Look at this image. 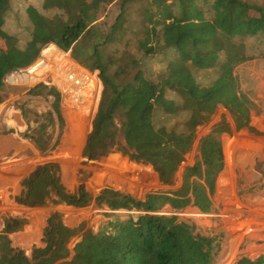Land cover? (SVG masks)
<instances>
[{"label":"trees","instance_id":"1","mask_svg":"<svg viewBox=\"0 0 264 264\" xmlns=\"http://www.w3.org/2000/svg\"><path fill=\"white\" fill-rule=\"evenodd\" d=\"M0 5V106L16 91L5 85L6 76L30 66L49 45L71 51L83 68L99 74L101 98L83 150L87 163L121 154L151 167L163 188H175L199 129L219 110L230 114L237 132L260 135L251 126L257 78L244 80L238 70L264 62V0H0ZM28 96L51 100L41 115L16 106L28 127L24 139L45 154L59 146L65 128L61 96L47 87ZM117 126L125 132V147L109 131ZM229 131L217 125L200 139L196 162L184 170L179 190L152 191L143 200L110 187L96 197L84 187L70 192L57 165L38 167L23 181L30 192L20 203L94 208L106 222L98 231L86 224L68 228L56 212L43 247L29 257L9 239L26 222L6 221L0 264H217L221 238L204 235L178 215L191 208L215 213L216 182L224 168L220 141ZM166 209L173 214L163 215ZM237 264H264V256L241 257Z\"/></svg>","mask_w":264,"mask_h":264},{"label":"rangeland","instance_id":"2","mask_svg":"<svg viewBox=\"0 0 264 264\" xmlns=\"http://www.w3.org/2000/svg\"><path fill=\"white\" fill-rule=\"evenodd\" d=\"M151 1V0H147ZM0 5V11H1ZM159 17L164 18L162 12L158 14ZM47 47H56L55 45H49ZM73 60L79 64V62L73 57ZM82 67V66H81ZM83 68V67H82ZM240 75L244 78V80L248 76L254 77L256 76L257 86L255 89L254 98L256 101V107L252 112V120L251 126L258 132L259 136H253L246 131L237 132L235 123L231 118L230 114L226 110H219L218 113L214 116L213 120L210 124L202 127L199 129L197 143L193 149V152L186 158L179 174H178V183L176 184V188H156L154 181H156L155 173L151 171L147 167L139 166L137 168L132 167L136 164L129 162L128 158L123 157L121 154H114L109 156L108 158L103 159L99 163L95 164H87L86 160L83 159V150L85 146V142L87 140L88 135L90 134V129L92 128V122L94 117L91 120H88L86 117L74 113V115H70L69 112H65L66 116V130L65 136L64 134L61 136L59 147L54 151L47 152L45 154H41L37 150L35 151L33 148V144L26 141L24 139L25 133H19L18 124L8 126L6 121H16L19 120L22 123V119L19 117L17 110H15L16 106H22L25 104V107L29 110H32L38 114H44L45 110L50 109L51 100H43L40 98H31L28 96L30 92L27 93L21 87H16L11 90H16L15 92L11 93L10 99L6 101L2 106H0V124L4 126L3 129L0 130V134L4 135H18L17 140L22 143L24 146V142L27 143V148L22 153V158H20V154H17V158L9 157L10 160L9 165L4 166L3 168L6 169V172L3 171L5 176H9L10 178H14L11 181L10 188H21V182L24 181L31 173L34 172L36 167L43 166L46 164H54L57 165L60 169V180L61 184L70 192L75 191L77 188L84 187L86 188L92 195H99L100 192L106 188H115L123 193H126L132 196L136 200H143L145 195L151 191L155 190H168V191H175L179 190L180 186L182 185V176L186 167L193 166L196 162V150L198 146V142L203 137L210 134L212 129L221 124H226L229 126L230 131L228 134H224L221 136L220 143L223 146V153H224V168L222 173L219 175L217 182H216V192L213 198V204L215 205L216 211L212 215H203L197 209H188L184 213L179 214L178 217L181 221H184L188 224H195L204 235H212L221 238V253L218 258L217 264H223L224 259H222L224 255V247L227 240L226 236V229L228 228V219L231 218L233 215L231 210L225 211V206L228 208L234 205L235 200H239L241 202L244 199H250L256 193H260L264 190V160L258 158L255 163L247 165L248 161L244 164H240L234 167L232 172V181L229 186L231 190L235 191H226L227 196L223 198L221 201V205L216 202V194L217 189L220 188V178L221 175L226 171V163H225V151L226 145L235 141L237 137L241 139H246L245 136L249 137L250 141L245 146H239L242 148V153L235 152V154H249L253 149H255V153L257 150V144L254 141H261L264 140V132L261 130L258 125L260 121L264 118V109L261 108L260 102L264 106V99L262 98V93L264 91V62H252L251 64H246L239 68ZM136 72H134L125 82L120 84V89H123L126 84H128L134 77ZM98 76V86L100 90L99 101L97 104V108L100 102L101 93H102V84ZM44 87V86H39ZM11 88V87H10ZM49 88V87H47ZM98 110V109H97ZM96 110V111H97ZM97 113V112H96ZM64 114V112H63ZM96 115V114H95ZM73 118L76 119L80 125L77 126L73 123ZM72 121V122H71ZM8 128H15L9 129ZM6 130V131H5ZM27 130V129H26ZM113 135H115L117 141L125 147V135L124 131L119 127H114L109 130ZM7 132V133H6ZM13 132V133H11ZM6 133V134H5ZM24 140V141H23ZM30 143V144H29ZM80 150V151H79ZM65 154L69 157L68 159H64ZM20 162H17L20 160ZM8 161V160H6ZM6 161L0 163H6ZM119 166L123 169H120ZM138 166V165H137ZM7 167V168H6ZM238 167V168H237ZM67 170H70V174H68ZM120 172L131 173L134 176L141 177L142 181L153 182V188L150 187L146 188H124L126 185H122L121 183L124 180L119 179L118 177H122V174H118ZM16 176V177H14ZM157 184V182H156ZM135 187H137L135 185ZM155 187V188H154ZM227 188L226 190H228ZM73 210V209H71ZM72 212L70 215V222L72 225L77 226L80 223L85 222L87 228L93 229L94 231L98 230V228L106 222V220L101 215V211L97 210H86V211H79L73 210L69 211ZM163 215H171L173 212L166 209L162 212ZM122 216V215H121ZM126 216L123 214V218ZM65 220V219H64ZM245 218H242V221H245ZM191 222V223H190ZM230 228V227H229ZM77 241V240H76ZM247 242V241H246ZM74 243L72 241V245L74 247ZM252 243V242H251ZM246 243V244H251ZM244 244V246L246 245ZM263 243H261V246ZM73 250V249H71ZM242 252L236 256L235 261L233 264H237L239 258L241 257H248L252 260L258 259L261 256H264V249L260 250V253H247L244 252L243 249H240Z\"/></svg>","mask_w":264,"mask_h":264},{"label":"crops","instance_id":"3","mask_svg":"<svg viewBox=\"0 0 264 264\" xmlns=\"http://www.w3.org/2000/svg\"><path fill=\"white\" fill-rule=\"evenodd\" d=\"M15 110H16V108H15ZM61 110H62V114H63L64 110L62 107H61ZM47 111L48 110H45V113ZM16 112H18L19 117L23 120L22 123H20L19 120L16 119L15 122L14 121H6V124L8 126H12V125H15V123H17L19 133H23V132L25 133L26 129L28 128L26 121L23 118L20 110H17ZM70 115L73 116L74 114L70 112ZM66 116L67 115L64 112L63 118L65 120V128L63 130L62 135L65 133V130H66V121H67ZM12 127H14V126H12ZM3 128H4V126L2 124H0V130ZM9 129H15V128H8V130ZM90 132H91V129H90ZM124 135H125V132H124ZM64 136H65V134H64ZM17 138H18V135H4V136H2L0 134V162L8 160V161H6V163H0V172H3V171L6 172V169L3 167L9 165L10 160L8 158L10 156L13 158H17V154H20L23 150L25 151V149L27 148L28 142L25 143L26 142L25 141L24 146H23L22 143H20L17 140ZM33 148L36 151L34 146H33ZM22 153L19 155L20 158H22V156H21ZM64 157H65L64 159H68L69 156L67 154H65ZM20 161H21V159L18 160L17 162H20ZM87 164H91V163H87ZM46 165H49V164H46ZM46 165H43V166H46ZM43 166H41V167H43ZM139 166L140 165H138V166L135 165L132 167L137 168ZM38 167H40V165ZM38 167H36V169ZM143 167H145V166H143ZM119 168L123 169L120 166H119ZM147 168H149L151 171H153L151 167H147ZM36 169H34V171ZM118 174H122L121 175L122 177H118V178L121 180H124V182L121 183L122 185H126V186H124V188H146V189H148L150 187L153 188V182L152 181H150V182L144 181L143 182L141 177L134 176L131 173L120 172ZM154 175L156 177V181H154L155 187L156 188H163L159 182L158 176L156 174H154ZM14 177H16V176H14ZM12 180H14V178H10L9 176H5L4 173L0 174V235H2L4 230H5L6 221L22 220V221L26 222V224L24 225V227L21 231H18L14 234L9 235V239H10L12 248L24 251L30 257L34 248L43 247L42 246L43 234H44L46 227L48 226V224H47L48 220L56 212L63 215V223L68 228H75V227L79 226L80 224L85 223V222L80 223L77 226H74L71 224V222L69 220H70V218H72L70 216V215H72V212L70 213L69 211L77 210L74 208H70V207H66V206H55L52 203H48L47 205H44L41 207H36V208H29V207L23 205L22 203L19 202L18 199L22 198V195L28 194L30 192V189L22 187L23 181L21 182V188H10ZM156 182H157V184H156ZM135 185L137 187H135ZM115 190H117V189H115ZM117 191H119V190H117ZM146 195H145V197H146ZM93 196L96 197L97 195H93ZM71 209H73V210H71ZM89 209L94 210V208H89ZM89 209H86V210H89ZM86 210H79V211H86ZM99 228H98V230H99ZM87 229H90V228H87ZM98 230H96V231H98ZM79 240H80V238H77V239H75V242H78ZM75 244L76 243H74V245ZM73 248L74 247H73L72 242H71L70 249H73Z\"/></svg>","mask_w":264,"mask_h":264},{"label":"built area","instance_id":"4","mask_svg":"<svg viewBox=\"0 0 264 264\" xmlns=\"http://www.w3.org/2000/svg\"><path fill=\"white\" fill-rule=\"evenodd\" d=\"M4 83L11 88L21 87L27 93L39 86L54 88L61 96L64 112L88 120L96 114L100 95L97 73L79 66L71 51L46 47L30 66L10 72ZM73 123L80 125L74 118Z\"/></svg>","mask_w":264,"mask_h":264},{"label":"bare ground","instance_id":"5","mask_svg":"<svg viewBox=\"0 0 264 264\" xmlns=\"http://www.w3.org/2000/svg\"><path fill=\"white\" fill-rule=\"evenodd\" d=\"M262 95L264 99V91ZM260 105L264 109L262 102H260ZM258 127L264 132V118L260 121ZM245 138L237 137L235 141L225 146L226 171L221 175L220 188L217 189L216 194V202L219 205H221L223 198L227 196L226 191H235L229 188L232 181L233 168L244 164L246 161H248L247 165H249L255 163L258 158L264 160V140L254 141L258 146L256 153L255 149H253L249 154H235V152L242 153V148L239 146H245L249 143V137L245 136ZM67 171L70 174L71 171ZM1 173L3 174V172ZM227 188L229 189L226 190ZM228 210H231L233 216L228 219L227 240L222 257L224 259L223 264H233L236 256L242 252L240 249L250 254L260 253L259 251L264 249V190L256 193L250 199H244L243 202L235 200L233 206L229 208L225 206V211ZM242 218L246 220L242 221ZM246 241L252 243L246 244ZM261 243H263L262 246ZM244 244L246 245L244 246Z\"/></svg>","mask_w":264,"mask_h":264},{"label":"clouds","instance_id":"6","mask_svg":"<svg viewBox=\"0 0 264 264\" xmlns=\"http://www.w3.org/2000/svg\"><path fill=\"white\" fill-rule=\"evenodd\" d=\"M46 48V47H45ZM41 54V53H40ZM40 56V55H39Z\"/></svg>","mask_w":264,"mask_h":264}]
</instances>
